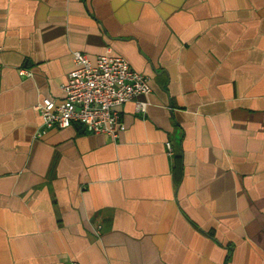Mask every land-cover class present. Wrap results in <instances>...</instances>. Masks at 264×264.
Returning <instances> with one entry per match:
<instances>
[{
    "label": "crops",
    "instance_id": "0c3cea01",
    "mask_svg": "<svg viewBox=\"0 0 264 264\" xmlns=\"http://www.w3.org/2000/svg\"><path fill=\"white\" fill-rule=\"evenodd\" d=\"M75 50L148 78L116 140L42 131ZM0 264H264V0H0Z\"/></svg>",
    "mask_w": 264,
    "mask_h": 264
},
{
    "label": "built area",
    "instance_id": "2783aa9c",
    "mask_svg": "<svg viewBox=\"0 0 264 264\" xmlns=\"http://www.w3.org/2000/svg\"><path fill=\"white\" fill-rule=\"evenodd\" d=\"M74 67L62 85V100L43 98L37 106L42 131L81 125L88 133L116 140L125 131L121 107L139 95L150 92L148 78L135 71L120 55L107 51L90 58L87 53L72 52ZM138 111L144 102H136Z\"/></svg>",
    "mask_w": 264,
    "mask_h": 264
}]
</instances>
